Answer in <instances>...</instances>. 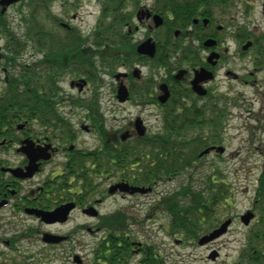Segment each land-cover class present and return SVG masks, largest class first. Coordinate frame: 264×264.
Segmentation results:
<instances>
[{
    "label": "rangeland",
    "instance_id": "rangeland-1",
    "mask_svg": "<svg viewBox=\"0 0 264 264\" xmlns=\"http://www.w3.org/2000/svg\"><path fill=\"white\" fill-rule=\"evenodd\" d=\"M151 3V0H147V3H141L138 9L151 8ZM101 6L99 0H68L54 2L50 7L52 14L59 19L60 24L63 22L70 26L69 30L80 31L83 35L84 45L81 55L73 56L74 53H71L73 59L77 61L73 65L75 67L80 64L85 65L83 59H86L92 64L93 75L87 77L89 83L80 93L78 87H71L70 83L78 82L79 79L86 80V77H73L67 75L72 72L60 70L63 72L61 75H65L60 81L63 97L66 96L63 102V111L77 124L79 129V139L76 143V146L79 147L77 148L92 151L95 148L98 149L96 150L97 156L82 158L80 163H78V156L70 158L69 155H59L46 166L44 171L56 172L61 169L62 165L64 167L67 162L75 160L76 162H72L73 169L82 178L81 181L77 180L76 184L85 186L92 179L96 182L93 184H97L98 198H105L104 202L97 207L100 212L99 216L90 217L77 210L71 214L70 220L66 223L49 225L11 207L4 208L0 211V264H77L74 262V256H76L75 261L82 262L81 264H95L94 252L97 251L98 244L106 234V228L102 229L100 225L101 217L110 216H114L117 221H123L126 218L127 230L130 231L131 236L129 238H132L134 242L142 243L136 244L133 249L132 262L141 257L143 246L151 245L158 253H162L166 257L167 264H234L242 252L250 228V226L242 224L240 215L249 209H254L252 203L264 163V70L256 72V77L251 80L253 85L236 82L231 76L224 77L222 71L215 86L216 94H220L215 96V102L220 108L215 109V112L221 117L212 110L208 113L204 111L203 116L209 118L211 115L220 120L218 126L204 125L202 129L191 127L184 131L182 139L179 138V140H191L195 135H203L206 138L203 147L209 144L222 145L225 148L223 153H209L200 158L201 160L195 167L172 177L162 178L160 176L161 180H158V176L162 174L163 170L161 171L160 161H156L155 172L157 166L160 169L156 177L158 182L145 184L147 188L152 186V191L135 194L119 192L121 194L110 196L107 191L110 181H106L108 178L100 174L101 172L104 175L108 172L114 173L116 180L123 178L122 172L120 168L111 170L113 165L110 163L108 144L105 138L100 139L96 131L89 134L82 131L80 124L86 120V104L100 105L106 126L112 131L124 130L129 126L130 121L140 115L145 119L149 131L154 132L160 128V122L161 125L164 124V118L162 116L160 120L158 109L155 106L138 104L136 101L122 104L114 98V90L117 88L114 74L125 69L112 66L115 64L113 58L117 52L115 53L109 46H99L96 41L95 43L92 41V31L96 26ZM28 12L29 0H20L12 4L3 16V24L1 23L0 27V36L2 35L4 38L2 42L6 41L8 46L5 49L8 48L9 54L6 51L8 58H13L12 63L16 68L13 70V66H11L9 71V74L13 72L11 75L13 86L20 76L19 73L23 71L24 63H29V68L33 70L35 63L44 56V51L34 49V43L31 42L29 29L25 24ZM259 18L264 23V18L261 15ZM133 24H139L136 18L133 19ZM148 24H151V21ZM52 28L59 30L56 25H53ZM62 30L61 36L64 37L65 30ZM5 34L10 35L6 36ZM147 36H152L156 41L161 40L157 36V32L154 33L145 25L133 35L132 41L133 43L142 41ZM21 47L23 48L21 49ZM129 52L130 50L126 49L123 55L131 62L134 57ZM253 54L258 56V62L263 61L264 63L262 58L264 55L259 56L257 52H253ZM247 55L250 59L253 58L252 53ZM160 56L158 55L156 60H143L136 63L135 66L138 67L141 75L135 86L136 90L150 84L156 88L162 82L166 72L164 67H159V61L166 62L168 65L169 60L164 55ZM102 62L105 67L102 66ZM174 65L176 63L172 60L170 68ZM232 67L235 69L234 64ZM243 68H247L250 72L253 70L251 65L243 66ZM4 83L5 74L0 69V92L4 88ZM74 100H77L81 107H78ZM210 101L211 104L214 102L212 98ZM69 104L74 105L66 107ZM170 109L171 107H168V110ZM175 112L176 114L180 112V106ZM185 116L194 118L193 116L189 117L188 114ZM200 119L201 117L198 118V120ZM196 121L194 124L197 123ZM136 145L137 143L135 146L130 145L129 151L131 148H135V152L132 151L129 154L131 157L130 161H126V166L124 163L116 161L120 167L129 169L128 165L134 162V157L136 158L137 154L138 156L142 154L141 150H137L139 148ZM0 157L4 158V166H14L16 161L22 160V156H14V153L10 157L4 155H0ZM114 158L112 157V159ZM93 160L97 161L98 166L90 170ZM148 164V160L143 161L141 165L139 164L140 166L133 164L132 166H136L134 171H130L124 178L128 181L137 180L134 173H137L138 169H141L140 173H144V167ZM213 172L217 174L218 184L226 181L227 188L231 193V197L228 198L231 205L224 204L216 209L217 218L215 220L217 222L214 223L215 225L220 224L229 217L234 219V222L225 235L202 246L198 244L197 240L189 238V235L172 228L171 222L175 218L172 214V206H175V202H179L180 205H184L183 202L187 203V197L183 202L182 198L177 197V193L183 187L191 186V192L197 191V189L201 190L204 188L201 184L207 183L209 175ZM3 176L10 179L6 173H3ZM41 178L42 175H37L30 184L38 186ZM85 178L89 179L85 180ZM28 184L29 182L23 183V186ZM170 200L171 206H169ZM254 222H252L253 225ZM76 227H81L83 230H75ZM88 227L92 228L93 232H89ZM46 232L58 235L68 234L71 239L68 242L50 244L49 242L52 240L49 239L52 238V235ZM58 241L60 238L55 240V242ZM214 249L220 252V256L215 261L208 258Z\"/></svg>",
    "mask_w": 264,
    "mask_h": 264
},
{
    "label": "flooded vegetation",
    "instance_id": "flooded-vegetation-1",
    "mask_svg": "<svg viewBox=\"0 0 264 264\" xmlns=\"http://www.w3.org/2000/svg\"><path fill=\"white\" fill-rule=\"evenodd\" d=\"M260 15L264 18V0H220L214 5L207 2L204 5V21L194 22L193 20L194 23L191 24L192 27L186 33V37H182V31L180 30L178 33H173L174 39L157 41V53L159 52L160 57L164 55L170 62L173 60L176 63L171 68L170 65L163 66L162 63L159 64V67H164L166 72L161 85H166L170 93L167 101L162 102L161 97L166 93V89H161V85H157L156 88H142L136 92H131V86L135 85L137 81L132 73L133 69L129 71L127 68L129 63L127 65L124 63L123 66H127L124 68V74L126 75L118 79V81L120 80L119 83H123L127 88L128 94L124 103L136 101L138 104L155 106L158 109L160 120L162 116L165 119L172 114L177 116L175 111L179 106L184 111L201 113L220 109L215 102V96L220 95L216 94L215 86L222 71L224 77L231 76L236 82L253 85L254 83L251 80L256 77V72L264 70L263 61L258 62V56L253 54V52H257L259 56L264 55V23L260 20ZM157 33H160V31L158 30ZM2 39L4 38L1 35L0 69L5 74V83L3 90L0 92V155L10 157L14 153V156H22V160L16 161L14 166H4V158L0 157V202L4 201L0 206V211L11 207L29 216V209L51 211L66 204L70 211L64 213L63 222L47 223L49 225L66 223L70 220L71 214L77 210L84 213V210L88 209L94 211L93 208L96 212H99L97 207L104 202L105 198H98L97 184L94 185L93 183L96 182L92 179L85 186L76 184L77 180L81 181L82 178L73 169L72 162H76L75 160L67 162L64 167L62 165L61 169L56 172H44L46 166L59 155H69L70 158L78 156V163H80L82 158L97 156L96 150L98 148L93 151L77 148L79 147L76 146L79 139V129L77 124L63 111V102L66 96L63 97L61 88H58V90L48 89L47 92L53 95L49 100H46L48 103L43 105L34 106L29 104V101H27V104H18L19 98L25 90L29 95V63H24L23 71L19 73L20 76L13 86L11 81L13 72L9 74V71L12 68L11 66H13V70H16V68L12 63L13 58H8V48L5 50L8 46L6 41L3 40L4 42H2ZM251 53L253 58L250 59L247 54L250 55ZM62 54H64V50ZM262 58L264 60V57ZM183 64L185 65L183 66ZM232 64L235 65V69ZM247 65L253 66L251 72L247 68H243ZM50 68L54 71L56 66L53 65ZM60 70L71 72V69L64 68V65L58 67L59 73H63ZM81 70L78 73L67 74L73 77H86V80L79 79V83L72 81L75 82L74 86H72V82L70 83L71 87H78L77 83L80 84L81 87H78L80 93L83 91V86H87L82 81L85 80L88 84L89 79L87 77L93 75L91 65L85 66ZM84 70L85 72H83ZM201 71H206L211 76L204 79L205 76L202 75L200 80L196 79L197 72ZM64 76L61 75L58 82ZM195 85L203 87L207 93L205 95L199 94L194 89ZM116 87H118V84ZM114 91V98L121 103L120 97L123 95H119L118 88ZM210 98L214 101L212 104ZM27 99L29 100V97ZM74 103L81 107L77 100H74ZM72 105L74 104L66 105V107ZM86 105V120L80 124L82 131L88 134L96 131L100 139L105 138L108 144L110 163L113 165L111 170L121 169L123 178L116 180L114 173L108 172L104 175L101 172L100 174L108 178L106 181H110L107 190L108 195H116L120 189H116L115 185L124 182L130 183L124 177L130 173L131 169L136 167L132 166L133 164L140 166L143 161L151 158L160 161L163 156L160 148L161 135L166 134L164 124L161 125L160 122V128L151 132L145 123V119L138 115L135 117L134 122H129L128 128L126 127L122 131H112L106 126L100 105ZM168 107H171V109L168 110ZM38 111L43 113L41 122L38 116L35 115V112ZM138 119L141 123L143 121L147 128L144 136L136 134V121ZM125 136L127 138L124 139ZM136 143L139 150L142 151V154L139 155L142 160L139 161L140 163L128 165L129 169L120 167L116 161L124 163L126 166V161H130V145L135 146ZM112 157L115 158L112 159ZM97 166V161L93 160L90 170ZM156 170L160 171L159 166ZM10 171H15V173L11 175L9 174ZM29 172H32L30 176ZM3 173L9 175L10 179H6ZM37 175H42V178L40 184L34 186L30 183ZM87 179L89 178H85V180ZM26 182H29V184L23 186V183ZM91 211L84 214L93 217ZM36 218L43 222L38 217ZM76 229L83 230L81 227H76ZM87 230L93 232L92 228L88 227ZM46 233L54 235L50 238L52 240L49 242L50 244L68 242L71 239L68 234ZM57 238H60V241L55 242ZM75 257L74 262L81 264L82 262L75 261Z\"/></svg>",
    "mask_w": 264,
    "mask_h": 264
},
{
    "label": "trees",
    "instance_id": "trees-1",
    "mask_svg": "<svg viewBox=\"0 0 264 264\" xmlns=\"http://www.w3.org/2000/svg\"><path fill=\"white\" fill-rule=\"evenodd\" d=\"M57 1L65 2L68 0H29V12L25 19L26 28L29 29V36L31 42L34 43V49L44 51V56L35 63L33 70L29 68V95L25 90L23 95L20 96L18 104H27V101L34 106L48 103L46 100H49L53 94H49L47 90H58L60 88L57 84L58 78L61 77V73L58 71L59 66L64 65V68L71 69V72L74 73L82 71L81 69L85 65H91L86 59H83L85 65L80 64L76 67L73 65V63H77L73 56L75 54L81 55L84 38L80 32L64 29L59 19L52 14L50 7ZM99 1L102 5L101 12L92 32V41L94 43L96 41L99 46H109L115 53L117 52L113 58L116 65L112 66L114 68L120 67L129 62L128 58L123 55L126 49L130 50L129 54L134 57L130 63L135 62L137 57L141 60L145 58L136 53V44L132 41V34L129 33V29H133L132 21L135 12L140 4L147 3V0ZM151 1L152 9L166 17L164 28L170 31L173 36L174 28L185 30L191 24L193 18L204 14L202 7L207 2L214 5L220 0ZM3 19L4 17L0 15L2 24ZM53 25L58 26L59 30L53 29ZM62 29L65 30L64 37L61 36ZM166 34L165 39H171ZM63 50L64 54H62ZM71 53H74L73 56ZM160 63L163 62L160 61ZM53 65L56 66L54 71L50 68ZM102 66L105 67L103 62ZM35 115L38 116L41 122L43 113L38 111L35 112ZM185 115L184 112H181L176 118L170 117L174 122L166 125L168 133L161 136L160 148L163 156L160 159V168L161 171L163 170L162 178L185 172L192 168L195 161H197V153L204 146L203 141L179 140L183 137L181 133L188 129L191 121L194 122L201 117L199 121L209 120V125L212 126L218 122L211 115L209 118H204L203 113H193V120L186 118ZM189 117L191 116L189 115ZM202 124H200L201 129ZM132 151L135 152V148H131L129 154ZM141 160L137 154L133 163H140ZM148 161L149 164L144 167V173H140V169H136L137 173H134V175L137 176L135 177L137 183L151 184L153 178L155 179L157 172H155L154 164L156 161L153 158ZM215 179L214 174L211 173L207 183L203 182L206 184L203 189L191 192L192 187L185 186L177 193V197L182 198V202L186 201L185 197H187V203L183 202L184 205H180L179 202H175V206H172V214L175 216L173 223L171 222L173 229L197 240L201 233H206L217 226L215 225L217 222L215 220L217 212L215 211L221 205H230L228 198L231 193L227 188L226 181L218 184ZM169 206H171V200ZM254 208L257 210L258 220L249 228L245 245L234 264H264V163L258 178ZM100 225L108 231L98 244L97 251L94 252L95 264H167L166 257L162 253H158L151 245L143 246L141 257L136 261H131L136 243L132 241V238H129L131 236L130 231L127 230L126 218L123 221H117L114 216L101 217Z\"/></svg>",
    "mask_w": 264,
    "mask_h": 264
},
{
    "label": "water",
    "instance_id": "water-1",
    "mask_svg": "<svg viewBox=\"0 0 264 264\" xmlns=\"http://www.w3.org/2000/svg\"><path fill=\"white\" fill-rule=\"evenodd\" d=\"M17 1H19V0H0V4L3 6L2 12H4L6 10L7 6H9L10 4L15 3ZM150 15H151V13L148 12L147 13V16L150 17ZM153 19H154L155 24L157 26L162 23V18L159 15H154L153 16ZM138 52L139 53H142V54H147L149 56H153L154 53H155V43L152 42L151 39H147L146 41L142 42L138 46ZM135 73H137V72H135ZM120 75H122V74H118L117 77H120ZM202 75L205 76L204 79L208 78V76H211V75H208L206 73V71H201V72H197L196 79L200 80L201 77H202ZM162 87L164 88L165 86H162ZM194 88L200 94H204L205 93L204 90H202L200 87H197L196 85L194 86ZM127 94H128L127 88L124 85L121 84L120 87H119V95H123V96L120 97V100L121 101H124L126 99V97H127ZM167 97H168V93L165 94V95H163L161 97L162 101H165L167 99ZM136 127H137V129H138V131H139L140 134H143L144 133V130L141 127V121L139 119L136 121ZM223 149H224L223 147H219L218 148L219 151H223ZM35 169H36V166H35ZM13 173H15V171ZM31 174H32V172H29V176ZM24 175H26V174H24ZM117 187H119L122 191H129L130 193H135V192L145 193V192L148 191V189H145V188H142V187H131V186H129L126 183L125 184H118L116 186V188ZM2 204H3V202L0 203V206ZM68 210H69V207H67V205H66V206H63V207H59V208L55 209L54 211H42V210H37V209H29V213L36 214L37 216H41V218L43 220H45L47 222H51V221H55V220H61V218L64 217V213L68 212ZM253 216H254V214L252 212H247L244 215H242L241 219H242V221L245 224H249V222H250V220H251V218ZM230 223H231V220L228 219L224 223H222V225L219 228L213 230L209 234H206V235L202 236L199 239V244L200 245H204V244H206L208 242L213 241L215 238H218L219 236H221L223 233L226 232V230H227V228H228V226H229ZM218 254L219 253L217 252V250H214L209 255V258L215 259L218 256Z\"/></svg>",
    "mask_w": 264,
    "mask_h": 264
},
{
    "label": "bare ground",
    "instance_id": "bare-ground-1",
    "mask_svg": "<svg viewBox=\"0 0 264 264\" xmlns=\"http://www.w3.org/2000/svg\"><path fill=\"white\" fill-rule=\"evenodd\" d=\"M194 19H192V21H193ZM166 36L167 37H169V38H173V36L170 34V32H168L167 34H166ZM149 59V58H148ZM135 60L137 61V62H141V59L139 58V57H137V58H135ZM208 125V124H207ZM130 171H134V169H131ZM184 172V171H183Z\"/></svg>",
    "mask_w": 264,
    "mask_h": 264
}]
</instances>
